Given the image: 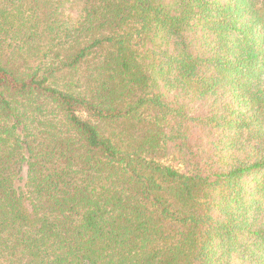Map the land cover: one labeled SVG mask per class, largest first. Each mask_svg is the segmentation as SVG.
<instances>
[{
    "label": "trees",
    "instance_id": "obj_1",
    "mask_svg": "<svg viewBox=\"0 0 264 264\" xmlns=\"http://www.w3.org/2000/svg\"><path fill=\"white\" fill-rule=\"evenodd\" d=\"M0 264H264V0H0Z\"/></svg>",
    "mask_w": 264,
    "mask_h": 264
}]
</instances>
